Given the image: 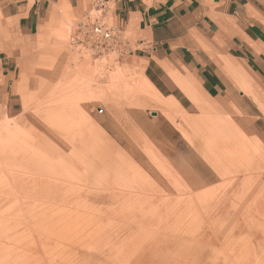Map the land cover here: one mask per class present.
I'll return each mask as SVG.
<instances>
[{
	"label": "rangeland",
	"instance_id": "rangeland-1",
	"mask_svg": "<svg viewBox=\"0 0 264 264\" xmlns=\"http://www.w3.org/2000/svg\"><path fill=\"white\" fill-rule=\"evenodd\" d=\"M79 21L54 11L0 94V264H264V135L191 84L161 110Z\"/></svg>",
	"mask_w": 264,
	"mask_h": 264
},
{
	"label": "crops",
	"instance_id": "crops-1",
	"mask_svg": "<svg viewBox=\"0 0 264 264\" xmlns=\"http://www.w3.org/2000/svg\"><path fill=\"white\" fill-rule=\"evenodd\" d=\"M110 3L105 20L125 40L117 53L146 63V79L162 96L187 98L182 88L191 84L238 109L249 135H264V0ZM61 8L78 25L91 9L89 0H0V94L18 84L24 61L35 57L37 36ZM169 71L187 84H176Z\"/></svg>",
	"mask_w": 264,
	"mask_h": 264
},
{
	"label": "built area",
	"instance_id": "built-area-1",
	"mask_svg": "<svg viewBox=\"0 0 264 264\" xmlns=\"http://www.w3.org/2000/svg\"><path fill=\"white\" fill-rule=\"evenodd\" d=\"M146 6H151L156 0H138ZM90 11L83 22L77 27L74 40L84 44L90 43V49L100 53L107 48L111 51L119 52L122 49L124 39L119 31L109 26L105 20V15L109 12L111 0H89ZM96 14H93V13Z\"/></svg>",
	"mask_w": 264,
	"mask_h": 264
},
{
	"label": "bare ground",
	"instance_id": "bare-ground-1",
	"mask_svg": "<svg viewBox=\"0 0 264 264\" xmlns=\"http://www.w3.org/2000/svg\"><path fill=\"white\" fill-rule=\"evenodd\" d=\"M145 81H146V83L147 84H149L150 85V87L153 89V91L155 92V96L152 98V102L157 106V107H159L161 110H169V105H167L166 103H164L163 102V100H164V97L154 88V86L149 82V80H147L146 78H145ZM141 88V90H142V92H143V95L144 96H146V97H150V94L147 92V91H145V89L144 88H142V87H140ZM139 88V89H140ZM152 97V96H151ZM166 102V101H165ZM153 104V105H154ZM160 110V111H161ZM228 168V167H227ZM205 177H206V175H205ZM208 177V176H207ZM208 182V181H207ZM75 185V184H74ZM226 185V184H225ZM83 190V189H82ZM154 200V199H153ZM148 201H150V200H148ZM155 201V200H154ZM222 208V207H221ZM201 209V208H200ZM202 211V210H201ZM227 214V213H226ZM203 215H204V213H203ZM223 217V216H222ZM125 219V218H124ZM188 220V219H187ZM2 221V220H1ZM117 221V220H116ZM135 221V220H134ZM129 222H133V221H129ZM117 223V222H116ZM129 224V223H128ZM118 226V225H117ZM116 226V227H117ZM105 228H107V227H105ZM104 228V229H105ZM109 228H111V227H109ZM103 229V230H104ZM102 230V231H103ZM111 230H113V229H111ZM177 230V229H176ZM100 233V232H99ZM174 233V232H173ZM104 234V233H103ZM98 235V234H97ZM115 238V235H109V236H107V239L109 240V241H112L113 239ZM199 239V238H198ZM75 244H73V246H74ZM159 246L160 245H158V244H153L152 246H150V247H148V249H146V250H144L143 252H142V255H141V259L140 260H138V262L136 263V264H143L144 262H142L146 257L148 258L149 256H151V254H153L154 253V251H158L159 252ZM108 248V247H107ZM37 249V248H36ZM126 249H134V250H138L139 249V246L138 245H132L130 248H129V246L128 247H126ZM23 250V249H22ZM122 251H126L124 248H122ZM41 252V251H40ZM80 252V251H79ZM80 254V253H79ZM120 254V253H119ZM118 254V255H119ZM157 257H158V255H156ZM44 257V256H43ZM119 257V256H118ZM84 260H85V258H84ZM84 262V261H83ZM114 262V261H113ZM65 264V263H64ZM144 264H147V263H144Z\"/></svg>",
	"mask_w": 264,
	"mask_h": 264
},
{
	"label": "water",
	"instance_id": "water-1",
	"mask_svg": "<svg viewBox=\"0 0 264 264\" xmlns=\"http://www.w3.org/2000/svg\"><path fill=\"white\" fill-rule=\"evenodd\" d=\"M153 116H157V114H156V113H154V114H153Z\"/></svg>",
	"mask_w": 264,
	"mask_h": 264
}]
</instances>
